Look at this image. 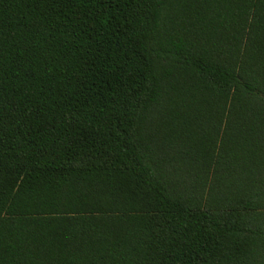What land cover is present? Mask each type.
Here are the masks:
<instances>
[{"label":"trees","instance_id":"obj_1","mask_svg":"<svg viewBox=\"0 0 264 264\" xmlns=\"http://www.w3.org/2000/svg\"><path fill=\"white\" fill-rule=\"evenodd\" d=\"M0 264H264V0H0Z\"/></svg>","mask_w":264,"mask_h":264}]
</instances>
